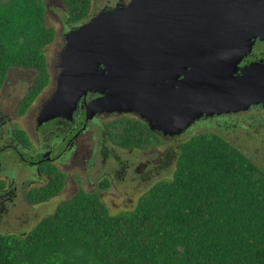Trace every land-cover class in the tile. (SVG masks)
Instances as JSON below:
<instances>
[{"label":"trees","instance_id":"trees-1","mask_svg":"<svg viewBox=\"0 0 264 264\" xmlns=\"http://www.w3.org/2000/svg\"><path fill=\"white\" fill-rule=\"evenodd\" d=\"M91 2L62 0L66 25L87 19ZM46 14L44 0H0V85L11 67L38 73L21 113L50 81L44 49L55 30ZM143 140L126 132L115 143L141 147ZM178 151L172 178L153 184L133 209L110 214L99 195L110 185L103 179L96 191L79 188L28 233H0V264H264V169L212 131L193 134ZM63 178L30 200L57 194Z\"/></svg>","mask_w":264,"mask_h":264},{"label":"water","instance_id":"water-1","mask_svg":"<svg viewBox=\"0 0 264 264\" xmlns=\"http://www.w3.org/2000/svg\"><path fill=\"white\" fill-rule=\"evenodd\" d=\"M64 39L56 90L39 124L70 120L88 92L101 95L86 103V120L134 112L169 135L203 116L264 102V67L235 74L254 41H264V0H129Z\"/></svg>","mask_w":264,"mask_h":264},{"label":"flooded vegetation","instance_id":"flooded-vegetation-1","mask_svg":"<svg viewBox=\"0 0 264 264\" xmlns=\"http://www.w3.org/2000/svg\"><path fill=\"white\" fill-rule=\"evenodd\" d=\"M91 17L89 13L87 19L89 20ZM78 25L67 27H70V31ZM255 64L260 68L264 67V41L260 39L254 41L251 50L238 63L235 74L241 76L245 67ZM17 69L19 68H9L0 85V216L8 211L10 203L15 204L19 198L32 205L39 204L30 200V194L49 184L57 175L64 177V188L70 176L67 166H85L82 173L75 175L76 180L73 179L78 184V189H85V184L93 183V181L90 182L88 176V171L91 168L98 170L96 187L87 190L91 192L98 190V183L103 179L109 181V187L113 186V178L117 174L124 176L123 180L129 175L132 178L129 182H136V176L139 177L140 183L149 182L155 174L159 173L154 166V159H146L132 165L128 161L129 159H123L118 152L141 151L147 153L150 148L158 144L167 143L169 140H178L186 132L175 135L164 134L157 128L151 129L149 121L134 112L104 111L99 112L92 119L86 120V103L101 95L95 92H88L85 98L81 99L70 120L56 117L39 124V111L47 100L41 103L37 109L33 106L42 91L23 113L20 111L23 107V100L31 91L38 73L34 69H24L33 71L34 75L28 81L27 92L20 96L18 93L20 89L9 87L11 84L15 85V82H9V79L11 72ZM60 69V59L54 74H51L48 69L49 83L52 82L54 85L51 96L56 90ZM21 80L23 79L21 78L17 82L25 84V80L24 82ZM127 122L130 123V127L125 125ZM197 122H203L215 128L222 126L243 128V124L247 122L246 128L254 129L258 137L264 139V102L252 103L248 108L236 112L203 116L195 123ZM126 132L134 134V137L140 140L144 139L143 142L147 143L141 147H122L118 142L116 144L115 142L119 140L121 134L125 135ZM245 134L246 139L253 137L250 133ZM177 155L178 153L175 151L172 153L169 151L166 154V159L160 156L158 167L169 164L172 156L176 161ZM98 157L101 159L99 166L97 164ZM130 174H134L135 177ZM103 191H100L99 195ZM49 198L40 203L48 201Z\"/></svg>","mask_w":264,"mask_h":264},{"label":"rangeland","instance_id":"rangeland-1","mask_svg":"<svg viewBox=\"0 0 264 264\" xmlns=\"http://www.w3.org/2000/svg\"><path fill=\"white\" fill-rule=\"evenodd\" d=\"M47 6L46 20L50 27L55 30L54 40L45 47V55L47 57L48 69L51 74H54L58 68L59 53L65 45L64 34L69 31L70 27L66 25V9L62 3V0H44ZM129 0H92L90 16H94L101 9L106 7H114L116 2L126 4ZM88 20V19H87ZM87 20L83 21L86 22ZM82 22V23H83ZM17 73H16V72ZM11 72L9 82H15V85H9V87H15L20 89L19 95H23L28 90V81L33 77V71H27L24 69H17ZM25 84L17 82L19 79ZM13 79V80H12ZM53 84L50 82L45 89L39 94L37 101L33 108H38L41 103L48 100L53 92ZM14 109V107H12ZM11 109V110H12ZM247 122L243 124V128L226 126L215 128L212 125L204 124L203 122L194 123L178 140H169L167 143L158 144L150 148L147 153L120 151L119 155L123 159H129L128 161L135 165L146 159H154V166L159 173L155 174L153 179L149 182H139V177H135L134 174H130L136 178V182H129L131 177L120 176V174L114 175L113 186L100 193V198L105 206L108 208L110 214H117L120 211L133 209L137 203L139 197L146 192L153 184L163 179L172 178V174L175 169V157L169 160V164L158 167V158L166 159V154L171 151L178 153V146L180 143L188 139L193 134L199 132H216L223 135L229 142L237 146L248 157L256 162L262 169H264V139L258 137L254 129H247ZM245 133H250L252 138L245 137ZM98 137V134H96ZM117 152V151H116ZM100 158H97V164L99 166ZM85 166L76 165L74 167L67 166V170L70 173L67 184L56 195L48 199L44 203L32 205L19 198L18 201L13 204L10 203L8 211L0 216V233H28L35 225L46 215L51 214L56 209L57 205L67 199H69L78 189V184L73 180H76L75 175L82 173ZM97 167V166H96ZM98 170L91 168L88 171V176L92 184H85L86 190H92L96 187L98 180ZM72 179V181H71ZM76 183V184H75Z\"/></svg>","mask_w":264,"mask_h":264}]
</instances>
